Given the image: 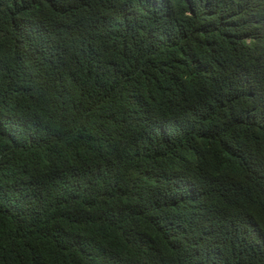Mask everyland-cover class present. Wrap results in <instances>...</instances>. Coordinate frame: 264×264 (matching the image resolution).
<instances>
[{"label": "trees", "instance_id": "trees-1", "mask_svg": "<svg viewBox=\"0 0 264 264\" xmlns=\"http://www.w3.org/2000/svg\"><path fill=\"white\" fill-rule=\"evenodd\" d=\"M0 264H264V0H0Z\"/></svg>", "mask_w": 264, "mask_h": 264}]
</instances>
